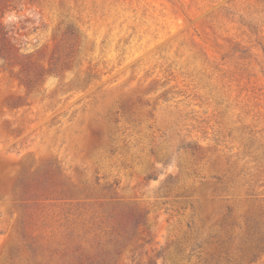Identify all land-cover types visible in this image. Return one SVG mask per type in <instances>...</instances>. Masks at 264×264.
Returning a JSON list of instances; mask_svg holds the SVG:
<instances>
[{
  "label": "rangeland",
  "instance_id": "374dc122",
  "mask_svg": "<svg viewBox=\"0 0 264 264\" xmlns=\"http://www.w3.org/2000/svg\"><path fill=\"white\" fill-rule=\"evenodd\" d=\"M0 15V264H264V0Z\"/></svg>",
  "mask_w": 264,
  "mask_h": 264
},
{
  "label": "trees",
  "instance_id": "16d2710c",
  "mask_svg": "<svg viewBox=\"0 0 264 264\" xmlns=\"http://www.w3.org/2000/svg\"><path fill=\"white\" fill-rule=\"evenodd\" d=\"M67 29L72 31L73 33H78L79 29L78 27L75 25V23L71 22L69 24H67ZM12 55V59H17V57H19V51L18 48L16 46V44L14 42H12L10 39H8L7 37V32L5 31V26L3 25L2 21H1V15H0V58L3 60H7V58L4 57V55ZM87 79V83L86 86L90 84L91 81H93V79H91L90 75H86L84 77V80ZM249 140H255V138L253 137H249ZM248 147V152L249 155L251 156H258V153L256 151V149L253 147V144L247 145ZM256 161H259L260 163H263L264 159L262 160H258L256 159V157H254Z\"/></svg>",
  "mask_w": 264,
  "mask_h": 264
}]
</instances>
